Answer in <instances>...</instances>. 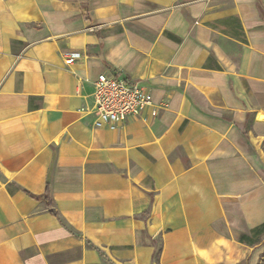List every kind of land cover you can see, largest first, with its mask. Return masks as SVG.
<instances>
[{"label":"crops","instance_id":"1","mask_svg":"<svg viewBox=\"0 0 264 264\" xmlns=\"http://www.w3.org/2000/svg\"><path fill=\"white\" fill-rule=\"evenodd\" d=\"M101 73L158 114L96 127ZM263 223L264 0H0V264H264Z\"/></svg>","mask_w":264,"mask_h":264},{"label":"built area","instance_id":"2","mask_svg":"<svg viewBox=\"0 0 264 264\" xmlns=\"http://www.w3.org/2000/svg\"><path fill=\"white\" fill-rule=\"evenodd\" d=\"M78 56V53H69L65 62L72 63ZM93 88L96 127L115 129L128 118L158 114L159 107L154 104L150 91L138 80L101 73L94 80Z\"/></svg>","mask_w":264,"mask_h":264},{"label":"trees","instance_id":"3","mask_svg":"<svg viewBox=\"0 0 264 264\" xmlns=\"http://www.w3.org/2000/svg\"><path fill=\"white\" fill-rule=\"evenodd\" d=\"M41 197H42V199L45 201V204H46L47 208H48L52 213H55V214H56V212H55L54 209H53V204H52V200H51L50 193H49V183H48V181H47L46 186H45V193H44L43 196H41ZM256 230H257V231H262V232H264V223H263L261 226H259ZM256 230H255V231H256ZM246 238H247V236H245V235H242V236H241V240H243V241H246ZM101 256H103V259H105L103 253H101ZM153 258H154L155 261H158V258H159V249H157V250L154 252V254H153ZM110 264H111V263H110Z\"/></svg>","mask_w":264,"mask_h":264}]
</instances>
